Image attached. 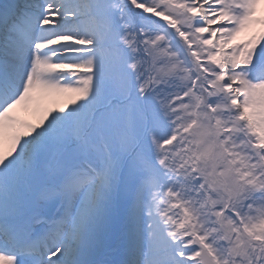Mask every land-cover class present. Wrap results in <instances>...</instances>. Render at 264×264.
<instances>
[{
	"label": "snow or ice",
	"instance_id": "6c2138e0",
	"mask_svg": "<svg viewBox=\"0 0 264 264\" xmlns=\"http://www.w3.org/2000/svg\"><path fill=\"white\" fill-rule=\"evenodd\" d=\"M0 264H264V0H0Z\"/></svg>",
	"mask_w": 264,
	"mask_h": 264
},
{
	"label": "bare ground",
	"instance_id": "6f19581e",
	"mask_svg": "<svg viewBox=\"0 0 264 264\" xmlns=\"http://www.w3.org/2000/svg\"><path fill=\"white\" fill-rule=\"evenodd\" d=\"M20 114V116L23 118V119H33V117H32V115L30 114V113H27V112H24V111H22V112H20L19 113Z\"/></svg>",
	"mask_w": 264,
	"mask_h": 264
}]
</instances>
